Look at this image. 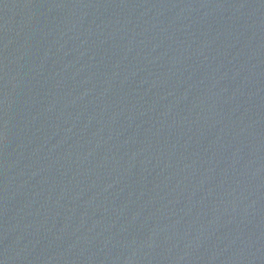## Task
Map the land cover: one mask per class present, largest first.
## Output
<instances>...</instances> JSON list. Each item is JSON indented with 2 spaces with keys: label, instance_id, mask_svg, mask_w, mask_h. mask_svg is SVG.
I'll return each mask as SVG.
<instances>
[{
  "label": "water",
  "instance_id": "obj_1",
  "mask_svg": "<svg viewBox=\"0 0 264 264\" xmlns=\"http://www.w3.org/2000/svg\"><path fill=\"white\" fill-rule=\"evenodd\" d=\"M0 264H264V0H0Z\"/></svg>",
  "mask_w": 264,
  "mask_h": 264
}]
</instances>
